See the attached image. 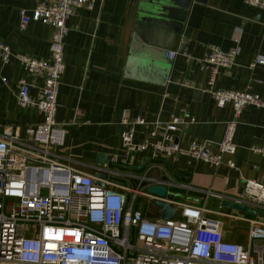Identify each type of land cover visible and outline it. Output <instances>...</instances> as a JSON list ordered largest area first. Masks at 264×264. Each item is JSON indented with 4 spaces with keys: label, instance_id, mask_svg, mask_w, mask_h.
Wrapping results in <instances>:
<instances>
[{
    "label": "crops",
    "instance_id": "crops-1",
    "mask_svg": "<svg viewBox=\"0 0 264 264\" xmlns=\"http://www.w3.org/2000/svg\"><path fill=\"white\" fill-rule=\"evenodd\" d=\"M40 1L0 0V40L13 52L48 56L50 24L30 20L19 28L20 9ZM66 24L65 67L55 114L65 137L53 150L88 171L115 170L124 181H128L126 174L155 164L160 168L154 166L150 172H162L161 177L174 182L169 188L179 191L177 201H205L211 209L208 215L222 221L225 238L245 243L247 221L229 220L216 210L226 206L222 199L233 200L241 192L242 178L264 182V155L251 149L264 143V107L249 103L237 116L235 166L216 165L185 151L159 159L137 151L121 161V112L125 108L129 116L141 115L148 122L181 115L188 120L176 131L181 147L197 137L211 140L212 149L217 150L225 123L234 116L233 108L230 102L216 105L207 89L210 66H203L200 59L210 45L237 47L234 63L218 68L214 87L248 89L264 99V65H250L254 56H264V8L245 0H96L92 8H74ZM168 50H176L175 56L168 57ZM22 77L30 81V92L37 93L42 76L28 73L17 58L0 60V131L11 125L24 135L28 125L42 119L35 106L17 101ZM136 128L137 139L146 137L142 126ZM102 153L107 156L104 165L98 163ZM144 212L156 216L152 209Z\"/></svg>",
    "mask_w": 264,
    "mask_h": 264
},
{
    "label": "built area",
    "instance_id": "built-area-1",
    "mask_svg": "<svg viewBox=\"0 0 264 264\" xmlns=\"http://www.w3.org/2000/svg\"><path fill=\"white\" fill-rule=\"evenodd\" d=\"M95 1L41 0L30 9H20V29L30 20L51 25L47 57L13 52L0 40L2 62L17 58L28 73L42 76L37 93L30 92V81L22 77L16 94L21 105L35 106L42 119L28 125L24 135L11 125L0 131V264H264V216L257 212L246 215L216 210L234 220L247 221L246 242L231 241L225 238L222 221L208 215L211 209L205 201L170 199L176 208L174 217H161V209L153 199L164 198L149 192L147 186L164 184L168 189L174 182L168 177L163 179L162 172H150L159 166L149 164L140 173L126 174L128 181H124L115 170L100 167L88 171L53 150L54 145L63 144L65 137L55 114L65 67L66 20L74 8H92ZM245 1L264 8V0ZM175 53L168 50L166 55L172 58ZM236 53L237 47L210 45L200 59L203 66H210L207 89L216 105L230 102L233 108L234 116L226 121L217 150L212 149L211 140L197 137L181 147L176 131L188 121L181 115L148 122L141 115L129 116L124 108L121 161L126 162L137 151L146 152L150 159L169 158L185 151L216 165L235 166L232 154L236 149L237 116L246 104L264 107V99L248 89L214 87L218 68L231 66ZM255 64L264 65V56H254L250 65ZM137 125L143 127L146 137L136 138ZM251 149L264 155V143ZM102 170L106 171L104 178L96 175ZM241 183V192L231 198L264 210V182L245 177ZM143 197L159 208L155 217L145 214Z\"/></svg>",
    "mask_w": 264,
    "mask_h": 264
},
{
    "label": "water",
    "instance_id": "water-1",
    "mask_svg": "<svg viewBox=\"0 0 264 264\" xmlns=\"http://www.w3.org/2000/svg\"><path fill=\"white\" fill-rule=\"evenodd\" d=\"M107 156L106 154H99L98 155V163L100 165H104L106 162ZM137 168V167H136ZM96 175L99 177H106V171L102 170L100 172H96ZM163 179H167L166 175H163ZM98 183H102L101 181L97 180ZM147 190L149 192L155 193L157 194V196L159 197H163L164 199L161 198H154L153 199V203L155 205H157L160 209H161V217L162 218H173L174 214L176 212V208L171 205L170 203V199H175L176 195L173 196H167V187L164 184H150L147 186ZM221 204L224 205H228V206H232L235 208H239L243 211H247L250 213H255L257 212V214L264 216V210H256V208L254 206H250V205H246L243 203H239L236 201H233L231 199L228 198H224L221 200Z\"/></svg>",
    "mask_w": 264,
    "mask_h": 264
},
{
    "label": "rangeland",
    "instance_id": "rangeland-1",
    "mask_svg": "<svg viewBox=\"0 0 264 264\" xmlns=\"http://www.w3.org/2000/svg\"><path fill=\"white\" fill-rule=\"evenodd\" d=\"M166 195L167 196H173V195H177V196H180V193H179V191L178 190H176V189H174V188H169V186H168V189H167V193H166ZM142 199H145L146 201H145V203H146V208H148V209H152V210H154V211H156V214L158 213L157 211H158V208L157 207H155V206H153L152 204H151V202H152V200H149V199H147V198H142ZM215 206H217L218 207V203L217 204H215ZM219 209L220 210H222V211H225V212H233V213H238V214H246V215H250L248 212H246V211H243V210H240V209H235V208H231V207H227V205L226 206H222V205H220L219 206ZM179 210V206H177V213L179 212L178 211ZM234 220L233 218H229V220Z\"/></svg>",
    "mask_w": 264,
    "mask_h": 264
}]
</instances>
